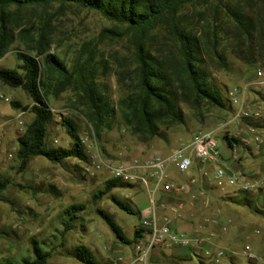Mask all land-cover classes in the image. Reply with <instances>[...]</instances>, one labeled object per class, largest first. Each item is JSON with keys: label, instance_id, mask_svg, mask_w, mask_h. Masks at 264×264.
<instances>
[{"label": "rangeland", "instance_id": "obj_1", "mask_svg": "<svg viewBox=\"0 0 264 264\" xmlns=\"http://www.w3.org/2000/svg\"><path fill=\"white\" fill-rule=\"evenodd\" d=\"M196 7H188L185 13L192 16L194 11H199ZM11 11L14 12V9ZM213 18L222 24L226 21L223 12L215 14ZM194 19L193 24L198 23L199 19ZM46 24H49V54L58 55L70 69L79 61V56L83 61L94 45L97 46L93 52L94 59L96 63H103L105 68L98 70L95 82L98 92H106L113 107V113L103 119L99 136H95L86 119L88 108L80 86L76 84L57 98H51L48 104L53 113V122L48 127V147L70 148L72 140L62 126V119H67L77 128L84 148L96 150L103 156H127L134 152L146 154L155 148L156 143L189 140L197 131L216 132L219 152L228 153L224 135L230 133L234 124L231 119L235 110L230 104V91L236 87L244 88L250 81L256 82L254 74L257 69L264 71V67L256 65L248 68L225 51L227 68L212 72L214 85L224 106H204L201 111L181 106L183 123L167 129L160 128L159 137L141 138L132 135L123 124L119 108V101L128 95L133 85L128 75L120 85L117 80L119 72L127 73L132 68L131 39L127 35L114 37L113 34L122 32L124 28L108 22L96 12L58 4L20 11L15 23L10 26L15 40L0 58V69H14L18 64L15 55L22 50L17 36L20 30L27 29L35 34ZM104 31L109 33L101 38ZM11 102H18L21 108L14 109ZM31 106V99L21 89H10L0 84V175L10 183L0 196V264L6 259L20 263L22 259L31 257L33 243L52 253L47 264H85L77 258L78 249L88 250L94 264L117 263L121 258L118 253L121 243L103 220L102 214L113 221L126 239L131 240L141 220L137 211L147 204H141L133 214H128L115 204L116 200L133 210L134 188L113 189L100 199H95L97 193L105 190L108 179L100 173L86 177L82 173L81 162L73 158L60 164L50 163L41 157L31 158L26 171L19 173L15 157L18 130L24 129L33 119L29 110L22 109ZM248 106L256 108L262 105L255 106L248 102ZM19 122L21 125H18ZM222 123H227V126L218 131ZM91 133L94 139L89 140L87 137ZM231 189L234 188L228 186L226 190ZM138 193L142 197L148 196L142 188H138ZM71 206L81 210L76 212L74 229L63 236L67 219L65 212ZM246 246L250 248L248 242H242L240 252ZM124 249L131 253L129 246H124ZM238 259V264H250L241 254Z\"/></svg>", "mask_w": 264, "mask_h": 264}, {"label": "trees", "instance_id": "obj_2", "mask_svg": "<svg viewBox=\"0 0 264 264\" xmlns=\"http://www.w3.org/2000/svg\"><path fill=\"white\" fill-rule=\"evenodd\" d=\"M52 4L96 12L108 22L124 28L122 32L113 34L114 37H130L132 68L127 73L119 72L117 80L120 85L128 75L133 84L128 95L119 101V108L123 124L134 136L159 137L160 128L183 123L181 106L199 111L204 106L222 108L224 105L214 85L212 72L227 68L225 51L248 68L264 67V0H0V58L15 40L11 25L18 13ZM196 6L199 11H194L192 16L185 13L188 7L195 9ZM220 12L226 18L223 24L213 18ZM195 17L199 21L193 24ZM48 26L46 24L35 34L27 29L20 30L17 36L22 50L15 55L18 64L14 69H0V84L10 89H21L32 101L30 108H22L29 110L33 119L17 137L15 157L19 173H24L29 160L36 157L53 164L71 158L85 161L84 145L70 120L62 119V126L72 140L70 148L48 147V127L53 122L48 104L51 98H57L76 84L80 86L88 108L86 119L95 136H99L105 116L113 113L109 97L106 92H98L95 82L98 70L105 68L103 63H96L94 59L93 52L97 46L94 45L83 61L79 56V61L70 69L58 55L49 54ZM104 32L101 38L109 33ZM262 99L264 101V96ZM10 104L14 109L21 108L18 102ZM255 126L262 128L264 123ZM224 139L230 148L240 144L228 134ZM9 184L0 175V196ZM117 188L133 187L118 180H107L105 190L97 193L95 199ZM237 194L239 202L232 198L227 200L251 207L260 199L259 194ZM114 202L121 210L133 214L124 204ZM79 210L76 206L66 210L63 236L74 229L73 221L77 219ZM102 218L121 244L131 245L141 239L140 228L135 230L130 241L109 217L102 214ZM77 253L81 262L94 264L88 250L78 249ZM51 256L50 251H44L33 243L31 257L22 259L20 263L6 259L1 264H47Z\"/></svg>", "mask_w": 264, "mask_h": 264}, {"label": "crops", "instance_id": "obj_3", "mask_svg": "<svg viewBox=\"0 0 264 264\" xmlns=\"http://www.w3.org/2000/svg\"><path fill=\"white\" fill-rule=\"evenodd\" d=\"M256 82H259L258 79ZM254 85L255 81H250L245 86H251L248 88V92L246 89L247 100L250 104H255V106L259 104L264 107L262 99L264 89L254 87ZM249 90L252 92L250 93ZM249 123L247 120H241L231 125L228 135L238 136L240 144L232 146L235 147L234 152L233 148H230L226 143L228 153H220L226 165L224 167L226 176L223 179L213 180L214 166L205 167L211 175L209 181L206 182L200 179L196 165L191 168L188 174H181L173 167L167 169L169 178L175 185L187 184L191 178L197 180V183L192 185L189 195L158 192L154 197L157 217H167L173 232L185 235L192 241L189 247L167 244L150 252L145 262H138L135 260V248L136 244L144 239V235L141 233V239L135 243L118 245L120 246L118 253L122 259L119 258L117 263L113 264H205L206 262L238 264L239 246L242 242H248L251 251L260 259V261L246 260L250 264H264V214L258 212H264V204L258 199L257 204L246 207L227 200L232 198L237 202L240 201L236 188L226 190L228 187L226 178L230 175L239 173L248 181L264 182V143L258 147L254 144L253 135L249 132L251 126ZM258 130L264 136V127ZM179 142L156 143L155 148L151 151H159L163 155H167L170 149L177 146ZM142 190L148 196L137 195L140 192L138 193V188H134L132 200V211L135 209L137 211L141 204H147L146 207H141L137 211L140 219L149 215L152 206L149 189ZM222 192L225 194H221ZM134 233L135 230L133 237ZM196 241L199 243L198 247L194 245ZM124 246H129L131 253H127ZM217 250H223L226 253L219 263H215L212 258H206L203 255L204 251L215 252Z\"/></svg>", "mask_w": 264, "mask_h": 264}, {"label": "built area", "instance_id": "obj_4", "mask_svg": "<svg viewBox=\"0 0 264 264\" xmlns=\"http://www.w3.org/2000/svg\"><path fill=\"white\" fill-rule=\"evenodd\" d=\"M255 86L264 89V71L259 70L254 74ZM247 87H236L230 91V104L235 108L231 122L238 123L241 120H247L254 125L249 127L252 133L253 142L258 147L264 143V136L259 132L255 125L264 123V108H250L246 96ZM21 125V122L18 123ZM227 123H222L218 131L224 129ZM23 129L18 130V136ZM232 139L238 140V136L229 135ZM94 139L91 133L87 137ZM235 152V147L233 148ZM85 161L81 162L82 173L86 177H92L95 174H103L108 180H118L124 184L131 185L133 188L149 189V199L152 204L148 216H143L139 223L144 239L136 244V257L138 262H145L150 252L154 249L167 244H174L182 247H189L191 240L185 235L177 234L171 230L170 221L167 217L158 218L155 213L154 197L156 193L162 192L178 193L189 195L192 185L197 183L195 178H191L187 184L175 185L169 178L167 169L173 167L181 174H188L191 168L196 165L200 179L204 182L209 181L210 174L205 167L214 166L212 174L214 181L223 179L226 175L222 160L218 150L217 140L214 132L197 131L188 141H181L177 146L170 149L167 155L159 151H151L147 154L140 152L132 153L127 156H103L96 150L85 149ZM228 186L236 188L238 192H247L250 194H259L260 200L264 204V182L248 181L242 174H233L226 178ZM198 242L194 245L198 247ZM240 254L249 261H260L249 247H245ZM204 257L212 258L215 263H219L226 255L225 251L217 250L215 252L204 251Z\"/></svg>", "mask_w": 264, "mask_h": 264}]
</instances>
